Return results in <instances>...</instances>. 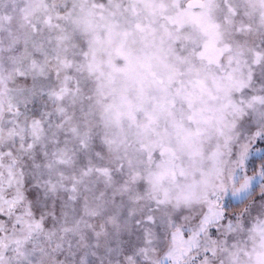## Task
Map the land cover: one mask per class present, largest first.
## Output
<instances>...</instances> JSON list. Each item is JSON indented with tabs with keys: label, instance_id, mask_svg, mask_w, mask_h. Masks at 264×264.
Wrapping results in <instances>:
<instances>
[{
	"label": "snow or ice",
	"instance_id": "1",
	"mask_svg": "<svg viewBox=\"0 0 264 264\" xmlns=\"http://www.w3.org/2000/svg\"><path fill=\"white\" fill-rule=\"evenodd\" d=\"M0 264H264V0H0Z\"/></svg>",
	"mask_w": 264,
	"mask_h": 264
}]
</instances>
